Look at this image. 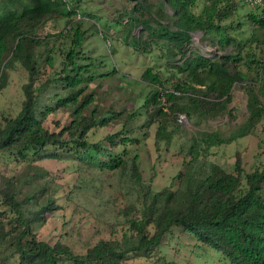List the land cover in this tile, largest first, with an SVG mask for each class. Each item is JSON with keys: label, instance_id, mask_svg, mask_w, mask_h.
I'll return each instance as SVG.
<instances>
[{"label": "trees", "instance_id": "1", "mask_svg": "<svg viewBox=\"0 0 264 264\" xmlns=\"http://www.w3.org/2000/svg\"><path fill=\"white\" fill-rule=\"evenodd\" d=\"M164 1L162 4L173 11L171 25L156 21V27H152L149 21L134 16L139 10L152 9L151 5L145 8L138 2L130 13L131 21L121 32L124 41L137 49L159 46L161 42L162 56L171 59L167 66L171 65L183 78L173 85L174 92L165 95L163 103L157 89L149 94L143 111L126 115L123 111L104 113L96 106V90H89L87 84L104 74L95 73L94 63L81 52L91 33L70 19L78 12L69 9L67 1L30 0L25 4L21 0H6V9L0 8L1 80L14 63L20 64L29 77L23 86L21 110L0 126V155L16 158L27 167L23 178H4L0 184V206L13 214L7 219L5 212H0V247L9 251V255L0 256L1 264L9 259L16 260L15 264H125L130 254L152 256L173 228L191 235L221 256L226 264H264V160L249 173H243L237 163L234 175L207 159L211 149L250 135L264 118V55L246 52L244 63L240 52L236 58L187 56L190 33L194 31L218 36L220 45L243 46L229 36L226 27L215 23L221 19L222 3L232 0H209L210 4L197 16L191 12L194 0ZM230 8L224 6L223 10ZM57 18L69 19L64 33L56 36L65 45L55 48L53 44L46 51V63L53 74L34 88L39 73L34 50L43 45L38 31ZM249 19L263 34L251 38V42L264 54V19L253 15ZM136 23L142 24L148 33L146 40L135 36L128 40V32ZM56 54L58 70L54 64ZM178 56L180 60L174 61ZM240 64L247 66L250 73L240 71L237 68ZM251 74L254 78H250ZM142 78L155 86L164 85L161 76L149 69ZM235 84H240L247 96V119L227 137L217 131H198L183 140L179 152L188 159L175 176V188L155 191L146 186L139 170L137 149L148 131H142V139L138 132L156 123V148L162 143L168 146L177 130L169 129L178 128L177 116L185 115L197 124L230 114L228 105ZM45 87L52 88L50 93ZM213 95L220 101H209ZM60 109L69 112L71 123L59 132H51L44 121ZM140 116L144 119L141 125ZM113 118L122 119L119 131L95 139V131L107 126ZM41 159H69L78 168L119 173L123 179L121 188L137 191L136 201L122 211L125 231L120 241L101 240L84 255H76L61 242L50 245L38 240L33 227L54 209L53 200L46 193L47 181H40L48 173L35 165Z\"/></svg>", "mask_w": 264, "mask_h": 264}, {"label": "rangeland", "instance_id": "2", "mask_svg": "<svg viewBox=\"0 0 264 264\" xmlns=\"http://www.w3.org/2000/svg\"><path fill=\"white\" fill-rule=\"evenodd\" d=\"M28 4L30 0H21ZM69 9L75 8L77 15L71 17L74 23L88 33L81 52L86 59L94 63L95 73H102L99 79L88 83L89 90H96V106L102 111H114L128 114L138 110L143 111L145 101L149 94L157 90L160 92V101H166L165 95L172 93L173 85L181 79V75L172 69L171 59L162 56L163 47L140 46L138 49L127 44L122 27L131 21V11L141 2L145 8L152 6L151 11L139 10L133 15L139 19L149 21L152 27H156V21L162 24L173 23V11L164 0H65ZM165 2V1H164ZM209 0H194L191 12L197 16ZM224 6H231L223 10ZM6 0H0V8L6 9ZM220 10V20L215 23L226 27L230 37L236 39L237 44L220 45L218 36L203 34L201 31L190 33L191 40L187 46V56L200 54L207 58L220 59L223 56L230 58L242 57L245 61L246 52L255 51L257 56H263L257 44L251 42V38L257 35L263 36L249 16H262L260 9H254L246 5L243 0L224 1ZM161 12H160V11ZM162 15V17H161ZM68 18H57L48 21L38 31L42 37L43 45L34 50L38 60L39 73L36 74L37 82L34 88L45 83L47 77L53 72L46 63V51L55 44V48L64 47L63 40H57L56 36L64 33L68 27ZM175 29V26H172ZM177 30V29H175ZM148 33L142 24L134 25L128 32V40L131 36L146 40ZM130 42V41H129ZM165 45V44H164ZM10 56L5 59L9 60ZM180 60L176 57L174 61ZM55 70L59 68V57L55 55ZM234 67V66H233ZM232 67V68H233ZM243 73L247 66L242 64L237 67ZM149 69L152 74L158 73L163 86H155L143 80V74ZM254 78L253 74L249 75ZM264 80V75L262 76ZM183 78V77H182ZM29 82L28 72L18 63L5 70L4 80H1L0 72V126L9 117H15L22 107L24 100L23 86ZM45 90L50 93L52 88ZM176 94H179L175 92ZM232 101L228 105L230 114L216 118H208L195 124L185 115H179L175 119L178 128L171 143L166 146H155V133L157 124L140 130L138 137H142V131H148L147 138L139 146V170L141 178L146 186L155 191L166 188H175V176L183 168L184 154L179 152L180 144L198 131L220 132L224 137L248 117L247 96L240 86L235 84L231 89ZM209 101L219 102L215 96ZM264 105V97L262 98ZM151 105V104H149ZM153 106V105H152ZM174 118L173 116L171 117ZM71 115L68 111L60 109L47 116L44 126L51 132H59L71 123ZM144 122L139 117V124ZM122 119L113 118L108 125L95 131V139H103L108 134L119 131ZM142 139V138H141ZM207 159L219 165L225 172L236 175L237 163L243 173L251 172L264 160V118L256 125L253 132L240 138L231 144L221 145L210 150ZM35 165L45 170L48 175L40 181H47L46 193L51 196L54 209L44 215V220L33 227V232L38 240L54 245L61 242L68 246L76 255H84L86 251L99 241L121 240L125 231L122 211L124 207L136 201L137 191L130 188H121L123 180L119 173L110 171L98 172L91 168H78L72 160L41 159ZM27 173L24 162L6 155H0V184L4 178H23ZM42 200L44 197L41 198ZM0 212H5V217L11 219L13 214L9 209L0 206ZM5 247H0V256L9 255ZM16 260L9 259L4 264H15ZM1 264V263H0ZM125 264H226L223 258L213 250L197 242L191 235L173 228L165 238L162 246L152 253V256L130 254Z\"/></svg>", "mask_w": 264, "mask_h": 264}, {"label": "built area", "instance_id": "3", "mask_svg": "<svg viewBox=\"0 0 264 264\" xmlns=\"http://www.w3.org/2000/svg\"><path fill=\"white\" fill-rule=\"evenodd\" d=\"M244 2L254 9H260L262 12V17L264 19V0H244Z\"/></svg>", "mask_w": 264, "mask_h": 264}]
</instances>
